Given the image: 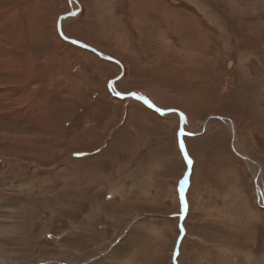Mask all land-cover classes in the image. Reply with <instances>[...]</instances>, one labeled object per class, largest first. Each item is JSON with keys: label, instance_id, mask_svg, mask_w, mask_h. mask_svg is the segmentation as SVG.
Returning a JSON list of instances; mask_svg holds the SVG:
<instances>
[{"label": "rangeland", "instance_id": "obj_1", "mask_svg": "<svg viewBox=\"0 0 264 264\" xmlns=\"http://www.w3.org/2000/svg\"><path fill=\"white\" fill-rule=\"evenodd\" d=\"M77 2L0 0V264H264V0Z\"/></svg>", "mask_w": 264, "mask_h": 264}, {"label": "water", "instance_id": "obj_2", "mask_svg": "<svg viewBox=\"0 0 264 264\" xmlns=\"http://www.w3.org/2000/svg\"><path fill=\"white\" fill-rule=\"evenodd\" d=\"M73 2H75L77 5H78V7H79V4H78V2H77V0H72ZM76 11H71V12H69V13H67V14H64L63 16H61L59 19H58V21H57V31H58V34H59V36L64 40V41H67V42H69V43H72V44H74V45H76V46H78V47H80V48H83V49H85V50H88V51H90V52H92L93 54H95L98 58H100V59H102V60H104V61H108V62H112V63H115V64H117L120 68H121V72H120V74L117 76V77H115L114 79H112V80H110L109 81V83H108V88H109V91H110V93H111V95L112 96H114V97H116V98H118V99H126V98H132V99H135V100H137V101H139L140 103H142L143 105H145L147 108H149V109H151L152 111H154V112H156V113H158V114H170L171 112H174V110H171V109H169V110H162V109H159L160 111H157V107H155L153 104H151L148 100V102L152 105V107H149V103H145V98L142 96V95H140V94H137V93H129V94H123V93H120V92H118V91H115V83L119 80V79H121L122 78V76H123V72H124V68H123V66H122V64H121V62H119L117 59H115V58H113V57H111V56H109V55H106V54H103V53H101V52H99V51H97L95 48H93V47H91V46H88V45H86V44H84L83 42H81V41H77V40H74V39H69V38H67V37H65L64 35H63V33H62V28H61V24H62V21H63V19H66V18H69V17H72V16H74V15H76ZM114 91H115V93H114ZM137 97H142L143 99H138ZM178 112V111H177ZM181 114L182 113H180L179 112V115H180V121H179V131H180V143L181 142H183L184 143V141H183V136H188V137H197L198 135H200V134H193V133H189V132H186L185 130H184V128H183V119H181ZM184 117V116H183ZM212 119H217V120H219V121H221V122H224V123H226V122H230V119L229 118H226V117H222V116H219V115H214V116H210L204 123H203V128H202V133L205 131V128H206V126H207V123L210 121V120H212ZM230 131H231V133H232V135H233V133H234V124L232 123V122H230ZM181 132H183V135H181ZM232 138V140H231V150L233 151V153H235L237 156H239L241 159H243L244 161H246V162H248L249 164L251 163V164H254V165H258L255 161H253L250 157H248V156H242V155H240L238 152H237V150L235 149V145H234V139H233V136L231 137ZM183 154H184V156H185V148H184V151H183ZM188 160V159H187ZM189 165V164H188ZM189 172H190V165L188 166V169H187V176H188V174H189ZM186 176V177H187ZM255 187H256V191H257V194L258 193H261V197H262V200H261V202H260V199H261V197H257V199H258V202H259V204L258 205H260V207H264V200H263V195H262V191H261V189L259 188V186L257 185V182H256V179H255ZM185 188H186V183L183 181L182 182V190H181V194L183 195V199H184V201H185ZM184 216H185V213L183 214ZM184 217L182 216V219H183ZM176 250H178V246L176 247ZM175 256H176V254H175ZM175 264H177L176 262H174Z\"/></svg>", "mask_w": 264, "mask_h": 264}, {"label": "bare ground", "instance_id": "obj_3", "mask_svg": "<svg viewBox=\"0 0 264 264\" xmlns=\"http://www.w3.org/2000/svg\"><path fill=\"white\" fill-rule=\"evenodd\" d=\"M79 4V3H78ZM80 6V5H79ZM63 33V32H62ZM64 35V34H63ZM13 91V90H12ZM116 91V90H115ZM115 91H114V93H115ZM15 93H17V91L15 92ZM27 98L25 97H23V99H22V101L20 102V103H18L17 104V107H23V105H24V101L26 100ZM17 110V109H16ZM18 112V111H17ZM184 120V119H183ZM231 122V121H230ZM230 122H226L227 124H229V126H230ZM230 128V127H229ZM234 130H235V125H234ZM235 132V131H234ZM235 133H233V135H232V133H231V137L233 136V139H235L234 138V135ZM237 150V152L240 154V155H242L243 157L245 156L244 155V153H242L241 151H239L238 149H236ZM251 164V163H250ZM252 165V167L254 168V164H251ZM257 167H258V169H259V171H258V174H256L257 173V169H255V174H254V176H256V181H257V185L259 186L260 185V182H261V169H260V167L258 166V165H256ZM260 187V186H259ZM258 197H261V194H258L257 195Z\"/></svg>", "mask_w": 264, "mask_h": 264}, {"label": "snow or ice", "instance_id": "obj_4", "mask_svg": "<svg viewBox=\"0 0 264 264\" xmlns=\"http://www.w3.org/2000/svg\"><path fill=\"white\" fill-rule=\"evenodd\" d=\"M138 99H143L142 97H137ZM145 103H149L147 100H145ZM149 107H152V105L149 103ZM157 111H160L159 109H157ZM183 114H181V119H183ZM181 135H183V132H181ZM180 148H181V151H184V145H183V142H181V145H180ZM79 155V154H78ZM185 159H188L187 157V153L185 152ZM188 164L191 165V160L188 159ZM184 182L186 183L187 182V177H185L184 179ZM181 203L183 205V209H184V212L187 211V204L186 202L184 201L183 199V195L181 194ZM181 231H183V227L181 226Z\"/></svg>", "mask_w": 264, "mask_h": 264}, {"label": "crops", "instance_id": "obj_5", "mask_svg": "<svg viewBox=\"0 0 264 264\" xmlns=\"http://www.w3.org/2000/svg\"><path fill=\"white\" fill-rule=\"evenodd\" d=\"M205 210H206V209H203V211H205ZM189 211H190V208H189L188 213H187V218H189V216H190ZM211 211H212V209L208 210V211H207V215H208V213L211 212ZM201 212H202V210H201ZM208 217H209V215H208ZM202 220H203V222H208V220H204V219H202Z\"/></svg>", "mask_w": 264, "mask_h": 264}]
</instances>
